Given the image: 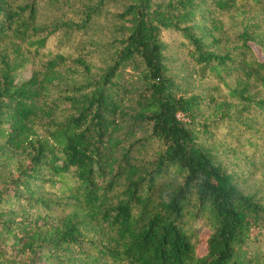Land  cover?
I'll return each instance as SVG.
<instances>
[{"label": "trees", "instance_id": "1", "mask_svg": "<svg viewBox=\"0 0 264 264\" xmlns=\"http://www.w3.org/2000/svg\"><path fill=\"white\" fill-rule=\"evenodd\" d=\"M0 264H264V0H0Z\"/></svg>", "mask_w": 264, "mask_h": 264}, {"label": "rangeland", "instance_id": "2", "mask_svg": "<svg viewBox=\"0 0 264 264\" xmlns=\"http://www.w3.org/2000/svg\"><path fill=\"white\" fill-rule=\"evenodd\" d=\"M31 76V71L29 69H25L23 71H20L17 74V80L18 81H22V80H26Z\"/></svg>", "mask_w": 264, "mask_h": 264}]
</instances>
